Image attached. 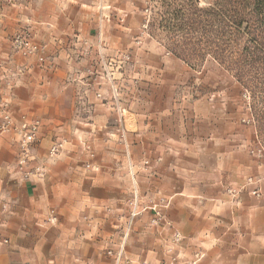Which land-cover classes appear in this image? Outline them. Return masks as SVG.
Wrapping results in <instances>:
<instances>
[{
    "label": "crops",
    "instance_id": "crops-1",
    "mask_svg": "<svg viewBox=\"0 0 264 264\" xmlns=\"http://www.w3.org/2000/svg\"><path fill=\"white\" fill-rule=\"evenodd\" d=\"M139 12L134 0L2 4L0 48L7 35L29 30L45 46L51 66L39 70L15 59L9 50L0 53V70L3 61L17 63L14 83L4 91L17 109L16 121L23 117L41 122L36 152L51 141L112 138L113 94L99 79L109 73V60L127 55L129 17ZM143 119L132 149L137 150L138 163L150 157L153 202L158 203L161 194L169 199L159 222L151 225L154 215L146 213L127 229L123 197H66V189L86 183L66 181L63 170L52 165L29 175L16 164L0 166V264H264V199L246 192L235 199L226 196L227 188L240 186L239 172L234 182V170L226 174V169L213 168L208 179L198 172L178 171L184 165L178 158H200L209 141L213 145L224 136L193 143L185 135L178 137L170 119L152 125ZM115 155L110 153L111 172L124 167L113 160ZM89 185L108 190L119 182L111 178L100 186L96 181ZM258 187L264 192V181Z\"/></svg>",
    "mask_w": 264,
    "mask_h": 264
},
{
    "label": "rangeland",
    "instance_id": "rangeland-1",
    "mask_svg": "<svg viewBox=\"0 0 264 264\" xmlns=\"http://www.w3.org/2000/svg\"><path fill=\"white\" fill-rule=\"evenodd\" d=\"M4 2L0 0V9ZM253 5L264 12V0H134L140 12L129 17L128 53L109 60V73L99 79L113 94L112 138L102 142L51 141L41 153L36 152L40 120L36 119L38 131L25 152L20 124L31 120L22 117L16 121L19 114L4 91L18 74L16 58L39 70L46 71L51 66L48 61L39 64L14 53L11 39L15 34L7 35L0 53L9 50L15 59L12 66L8 65L10 61H3L0 70V166L16 164L28 175L36 174V169H43L45 164L60 168L66 181L86 183L82 188L66 189V197H123L127 229L146 213L154 215L150 224L156 225L168 208L169 199L161 194L159 202H153L150 157L139 164L137 150L132 147H136L135 135L143 118L151 120L150 125L154 120L158 123L170 119L178 137L185 135L193 143L198 142L197 138L224 136L223 140L213 141V145L209 141L200 158H178L184 164L179 172H198L208 179L206 174L213 168L226 169V174L234 170V182L239 172L240 186L227 188L226 196L235 199L246 192L250 197L264 199V192L258 187L264 181V61H260L264 59V21L249 19ZM241 13L249 17L240 19ZM123 98L126 106L121 107ZM6 115L11 122L4 127ZM147 127L146 124L145 132ZM53 143L61 144L56 156L50 154ZM216 149L221 154L218 157L214 154ZM111 152L118 154L112 158L118 165L124 163L123 170L111 172ZM111 178L119 182L117 187H89L93 181L100 186ZM174 240H180L178 233ZM196 257L198 260L200 256Z\"/></svg>",
    "mask_w": 264,
    "mask_h": 264
},
{
    "label": "built area",
    "instance_id": "built-area-1",
    "mask_svg": "<svg viewBox=\"0 0 264 264\" xmlns=\"http://www.w3.org/2000/svg\"><path fill=\"white\" fill-rule=\"evenodd\" d=\"M11 47L14 53L21 56L24 59H31L39 64L46 62L45 57V46L39 42H36L29 30H24L18 34H15L11 39ZM11 122L9 116H4V127L9 125ZM39 128V121L34 120L31 122L23 121L20 124V132H23L25 138V144L22 146L23 150L26 152L28 147L27 144H30L35 137ZM61 144H54L50 147V154L56 156L59 153ZM22 160L21 163H23ZM40 168L36 169V172L39 173ZM254 195L258 196L257 191L253 192Z\"/></svg>",
    "mask_w": 264,
    "mask_h": 264
},
{
    "label": "trees",
    "instance_id": "trees-1",
    "mask_svg": "<svg viewBox=\"0 0 264 264\" xmlns=\"http://www.w3.org/2000/svg\"><path fill=\"white\" fill-rule=\"evenodd\" d=\"M255 1H260V0H255ZM261 1H263V0H261ZM240 19H245L246 17H249V16H247L246 14H243V13H241L240 15ZM258 18V19H260L261 21H264V19L262 20L261 19V17L262 18H264V12L262 11V8L260 7H256V5H253V10H251L250 11V18L249 19H251V18ZM252 20V19H251ZM243 21V20H242ZM253 21V20H252ZM247 26V25H246ZM247 28H249V23H248V26H247ZM246 28V29H247ZM245 29V30H246ZM255 39H256V37H255ZM246 53H247V55L248 56H250V54L247 52V50H246ZM248 59H250V58H248ZM260 61H264V59H261ZM238 79V81L240 82V83H242L241 81H242V78H240V76H238L237 77ZM245 84H243V86H244Z\"/></svg>",
    "mask_w": 264,
    "mask_h": 264
}]
</instances>
